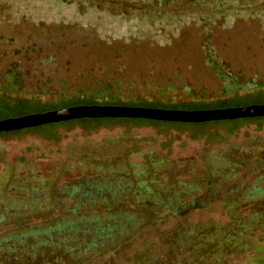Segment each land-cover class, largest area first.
Masks as SVG:
<instances>
[{"label": "rangeland", "instance_id": "rangeland-1", "mask_svg": "<svg viewBox=\"0 0 264 264\" xmlns=\"http://www.w3.org/2000/svg\"><path fill=\"white\" fill-rule=\"evenodd\" d=\"M223 8L0 0V67L19 63L34 90L1 91L0 120L108 100L183 111L264 103V0L238 17ZM210 58L240 86L225 89ZM0 264H264V116L100 117L0 133Z\"/></svg>", "mask_w": 264, "mask_h": 264}, {"label": "water", "instance_id": "water-1", "mask_svg": "<svg viewBox=\"0 0 264 264\" xmlns=\"http://www.w3.org/2000/svg\"><path fill=\"white\" fill-rule=\"evenodd\" d=\"M262 115H264V103L238 108H212L193 111L149 106L85 104L30 113L17 118L3 119L0 120V132L15 131L51 122L58 123L83 119L85 117L149 118L167 120L168 122L201 123L210 120L253 118Z\"/></svg>", "mask_w": 264, "mask_h": 264}, {"label": "trees", "instance_id": "trees-1", "mask_svg": "<svg viewBox=\"0 0 264 264\" xmlns=\"http://www.w3.org/2000/svg\"><path fill=\"white\" fill-rule=\"evenodd\" d=\"M153 2H156L157 4H161L162 2H166L169 0H152ZM171 1H176L180 3H193V4H204L207 6H210L212 9H215V13L219 14L222 13V8L224 6H227V8H223V13L230 15V17H238L242 15V11H239L240 7L243 6H250L251 3H254L258 0H171ZM230 11H229V9ZM257 16L258 14H264V8H258L255 10ZM184 13L178 14V16H185ZM255 14V15H256ZM191 16H198L197 14H191ZM209 57V55H208ZM208 61L211 62V66L215 72V74L218 75L221 79H226V84H225V89H229V86H238L239 83L235 81V78L231 76L230 74H227L224 68L217 63L214 59L210 58ZM51 79H48V82H50ZM264 85V80H260L259 82L256 83V86H261ZM240 86V85H239ZM43 90H48L52 89L53 86H43ZM51 87V88H50ZM38 89V90H37ZM41 87L37 86L35 92H38ZM1 91L3 92H13V93H20V92H34V90H28V87L25 86V79L24 75L21 71L20 65L17 62H12L11 64L8 65H2L0 67V107H9V101L7 97L2 95ZM73 97H71L72 99ZM93 99H96L94 97H91ZM25 99V98H23ZM100 102H105L107 104H122V105H127L126 103L120 102L118 100H108V101H100ZM264 116V115H262ZM85 118H90V117H85ZM83 118V119H85ZM94 118H100V117H94ZM254 118V117H253ZM92 119V118H91ZM126 119H132V118H126ZM149 119V118H148ZM80 120V119H76ZM72 121V120H69ZM68 121L64 122H58V123H52L55 125L61 124V123H67ZM205 122V121H204ZM48 124V123H46ZM39 126V125H38ZM34 127V126H32ZM25 129V128H24ZM21 130V129H20ZM17 131V130H15ZM12 132V131H8ZM3 133V132H0ZM60 253V252H59ZM60 255V254H59Z\"/></svg>", "mask_w": 264, "mask_h": 264}, {"label": "flooded vegetation", "instance_id": "flooded-vegetation-1", "mask_svg": "<svg viewBox=\"0 0 264 264\" xmlns=\"http://www.w3.org/2000/svg\"><path fill=\"white\" fill-rule=\"evenodd\" d=\"M86 191H84L85 193L86 192H89V191H98V190H100V188L97 186V185H87V187H86Z\"/></svg>", "mask_w": 264, "mask_h": 264}]
</instances>
